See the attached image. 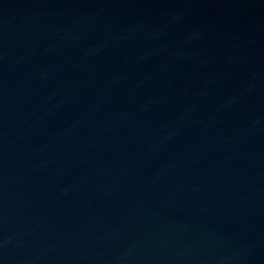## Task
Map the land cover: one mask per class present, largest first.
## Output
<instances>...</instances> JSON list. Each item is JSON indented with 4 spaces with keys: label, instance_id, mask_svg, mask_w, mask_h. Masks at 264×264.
<instances>
[{
    "label": "water",
    "instance_id": "1",
    "mask_svg": "<svg viewBox=\"0 0 264 264\" xmlns=\"http://www.w3.org/2000/svg\"><path fill=\"white\" fill-rule=\"evenodd\" d=\"M0 264H264V0H0Z\"/></svg>",
    "mask_w": 264,
    "mask_h": 264
}]
</instances>
